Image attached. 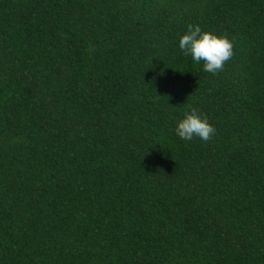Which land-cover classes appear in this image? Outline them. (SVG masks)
Returning a JSON list of instances; mask_svg holds the SVG:
<instances>
[{"label": "trees", "instance_id": "16d2710c", "mask_svg": "<svg viewBox=\"0 0 264 264\" xmlns=\"http://www.w3.org/2000/svg\"><path fill=\"white\" fill-rule=\"evenodd\" d=\"M0 264H264V0H0Z\"/></svg>", "mask_w": 264, "mask_h": 264}, {"label": "clouds", "instance_id": "9594fccd", "mask_svg": "<svg viewBox=\"0 0 264 264\" xmlns=\"http://www.w3.org/2000/svg\"><path fill=\"white\" fill-rule=\"evenodd\" d=\"M179 49L183 55L191 56L196 64L203 62V71L215 75L224 70V65L233 57V44L226 35L216 36L211 32L202 31L199 26L188 25L187 32L179 39ZM181 140L191 141L198 137L209 141L216 133L206 116L192 108L184 113L175 128Z\"/></svg>", "mask_w": 264, "mask_h": 264}]
</instances>
